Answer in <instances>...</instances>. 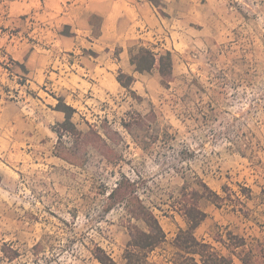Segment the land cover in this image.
<instances>
[{
  "label": "rangeland",
  "instance_id": "374dc122",
  "mask_svg": "<svg viewBox=\"0 0 264 264\" xmlns=\"http://www.w3.org/2000/svg\"><path fill=\"white\" fill-rule=\"evenodd\" d=\"M156 2L164 23L147 28V38L131 49L169 51L171 75L163 84L153 68L133 93L86 92L74 103L76 128L100 136L63 134L62 145L78 147L76 164L54 154L61 142L50 129L57 118L48 105L26 109V121H15L8 107L0 264H100L91 253L96 245L121 262L131 225L145 228L122 203L108 208L110 191L118 183L126 190L128 182L168 241L186 227L180 203L196 198L206 213L197 237L227 254L212 237L231 230L246 239L253 264H264V0ZM6 89V99L21 102L15 86ZM202 183L224 197L220 206L204 197ZM171 253L167 242L150 259L171 264Z\"/></svg>",
  "mask_w": 264,
  "mask_h": 264
},
{
  "label": "crops",
  "instance_id": "0c3cea01",
  "mask_svg": "<svg viewBox=\"0 0 264 264\" xmlns=\"http://www.w3.org/2000/svg\"><path fill=\"white\" fill-rule=\"evenodd\" d=\"M163 23L148 0H0V150L8 107L15 108V121H26L24 111L48 105L62 122L57 97L76 108L86 92L102 97L125 89L116 79L119 70L133 77V90L145 72L130 62L131 46ZM13 84L21 102L6 99V85Z\"/></svg>",
  "mask_w": 264,
  "mask_h": 264
},
{
  "label": "trees",
  "instance_id": "16d2710c",
  "mask_svg": "<svg viewBox=\"0 0 264 264\" xmlns=\"http://www.w3.org/2000/svg\"><path fill=\"white\" fill-rule=\"evenodd\" d=\"M148 1L154 6L159 5L156 0ZM130 62L135 66L136 71L139 72H149L153 68H157L163 84H166L172 72V59L169 51L157 54L148 47L139 46L135 50L130 49ZM116 79L126 91L133 93L131 89L132 76L119 70ZM54 108L64 113V120L57 122L51 128L58 136V143L62 141L61 138L64 133L80 134L86 141H89L91 136H97L100 140V136L97 135L96 131L90 129L87 132H81L76 128L72 121L75 108L66 104L62 97H57V103ZM77 148V146L66 147L61 142L59 144L60 151H56L54 154L68 163L76 164L74 159L76 152L74 150H77ZM130 186L131 183L128 182L126 185L127 189L124 190L121 183H118L108 195V198L112 199V202L108 204V208L113 206L114 203H122L129 217L135 220H142L145 228L140 229L135 225H131L130 238L122 250L121 262L116 261L105 249L96 245L91 250V253L100 264H156L150 259V254L167 242L172 248L171 264H234V257L238 258L242 264H253L252 249L248 248L246 239L231 230L225 229L223 233H216L212 237L216 243L226 249L227 254L222 253L211 242L196 236L195 229L206 217V213L197 205L196 198L192 199L191 203H180L178 210L186 227L178 228L171 240L168 241L166 232L157 216L142 204L133 194L134 190L130 189ZM201 186L205 192L203 194L204 197L220 206L224 197L219 196L205 183H202ZM225 190L226 187L222 186V191L225 192ZM192 194L198 196V192H193ZM243 195L248 197L246 193ZM238 202L242 205L239 199ZM243 206L242 208H245ZM38 245L39 243L35 244L34 248ZM11 252L16 255L14 250H11Z\"/></svg>",
  "mask_w": 264,
  "mask_h": 264
}]
</instances>
